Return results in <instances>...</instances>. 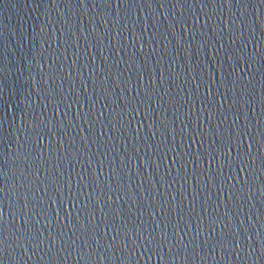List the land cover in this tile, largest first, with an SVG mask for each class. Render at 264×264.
<instances>
[{"label":"water","instance_id":"95a60500","mask_svg":"<svg viewBox=\"0 0 264 264\" xmlns=\"http://www.w3.org/2000/svg\"><path fill=\"white\" fill-rule=\"evenodd\" d=\"M0 264H264V0H0Z\"/></svg>","mask_w":264,"mask_h":264}]
</instances>
